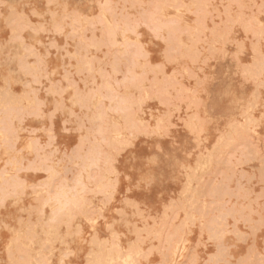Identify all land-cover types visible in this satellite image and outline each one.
Masks as SVG:
<instances>
[{
    "label": "rangeland",
    "instance_id": "374dc122",
    "mask_svg": "<svg viewBox=\"0 0 264 264\" xmlns=\"http://www.w3.org/2000/svg\"><path fill=\"white\" fill-rule=\"evenodd\" d=\"M0 264H264V0H0Z\"/></svg>",
    "mask_w": 264,
    "mask_h": 264
},
{
    "label": "bare ground",
    "instance_id": "6f19581e",
    "mask_svg": "<svg viewBox=\"0 0 264 264\" xmlns=\"http://www.w3.org/2000/svg\"><path fill=\"white\" fill-rule=\"evenodd\" d=\"M159 29V28H158ZM121 102V101H120ZM25 139V138H24ZM24 145V144H23ZM29 149V148H28ZM12 150V149H11ZM10 152V151H9ZM2 155V154H1ZM21 155V154H20ZM10 174V173H9ZM25 188V187H24ZM64 193V192H63ZM15 201V200H14ZM63 208V207H62Z\"/></svg>",
    "mask_w": 264,
    "mask_h": 264
}]
</instances>
